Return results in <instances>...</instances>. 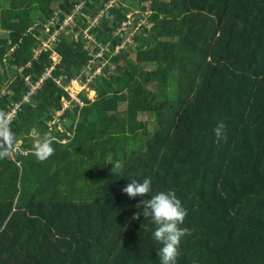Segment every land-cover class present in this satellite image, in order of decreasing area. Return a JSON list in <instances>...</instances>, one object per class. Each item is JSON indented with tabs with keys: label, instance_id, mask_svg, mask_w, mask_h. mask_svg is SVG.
<instances>
[{
	"label": "trees",
	"instance_id": "16d2710c",
	"mask_svg": "<svg viewBox=\"0 0 264 264\" xmlns=\"http://www.w3.org/2000/svg\"><path fill=\"white\" fill-rule=\"evenodd\" d=\"M80 1L115 69L90 84L95 101L80 94L84 106L64 111L60 132L48 123L70 97L57 81L75 80L98 50L62 34L35 57L55 6L62 21L74 0H0V110L20 104L0 160V264H159L156 225L131 219L150 196L121 191L146 177L150 195L173 190L187 210L177 264H264V0ZM147 1L153 25L134 37L136 59L111 57L115 31ZM33 127L55 137L43 163Z\"/></svg>",
	"mask_w": 264,
	"mask_h": 264
},
{
	"label": "clouds",
	"instance_id": "9594fccd",
	"mask_svg": "<svg viewBox=\"0 0 264 264\" xmlns=\"http://www.w3.org/2000/svg\"><path fill=\"white\" fill-rule=\"evenodd\" d=\"M225 127L223 122H219L213 129L216 143L226 140ZM30 135L33 138L32 155L36 157L38 162L43 163L55 152L52 147L55 137L51 131L42 135L35 127L31 129ZM15 143L16 134L12 129V120L7 112L0 110V160L8 158L12 154ZM112 166V171L115 173L117 170H121L124 165L122 161L118 160ZM121 191L127 194L129 198L150 196L149 199H141L135 205L136 208L142 209V212L134 213L131 219L138 220L141 215L150 219L156 225L152 239L160 245L158 251L159 264H177L181 239L185 235H190V231L180 227L187 216V210L182 206L175 191L168 190L150 195L152 180L148 177L144 178L142 182L132 178L130 183Z\"/></svg>",
	"mask_w": 264,
	"mask_h": 264
},
{
	"label": "rangeland",
	"instance_id": "374dc122",
	"mask_svg": "<svg viewBox=\"0 0 264 264\" xmlns=\"http://www.w3.org/2000/svg\"><path fill=\"white\" fill-rule=\"evenodd\" d=\"M79 0H74V4H75V10L74 12L69 15L66 14V17L64 19V21H62V24L59 28L55 29L53 32H51V27L54 26L55 20L56 22H59L60 24V20L53 18L50 23H47L44 25V31L42 33L41 36H46V39H43L41 44H47L48 46L51 45V42L56 41L58 39V37L62 34H65L67 36L72 35L73 36V40L77 39L79 37V35H81V31L77 32L75 31L76 28L78 26H80V28L82 29V34L84 36H86L87 38L83 37L84 40L90 42V49L93 50L95 48V37L94 35L90 32L91 28L97 27L98 24V17H95L93 20H89L84 22L83 18L86 17V14L83 15H79L78 13L81 12L82 9V5L84 4L85 1H80ZM168 1V0H166ZM114 2H117V0H113L109 3L108 6L112 5ZM145 6H147V10L146 12H142L139 8L137 7H133L132 11L128 14V22H127V26L124 27L123 29H125V31H123L122 29H117L115 31V35L116 36L118 33L123 32V38H124V42H122V44H120L114 51V53L120 54L121 52H124L123 50H125L126 53L129 54V57L127 58V62L129 61H133L136 59V52H137V42L135 41V36L138 34L143 33V27H147L150 28L152 27L153 23L150 22L149 20V16L151 15V10H150V6H151V1H147L144 2ZM59 5L55 6V14H58V12H60L58 10ZM97 19V20H95ZM80 21L81 24H89L92 27H89V31H88V26L85 27H81L80 23H78ZM38 24V23H37ZM34 25L32 27V29L36 28L38 25ZM31 29V30H32ZM121 36V35H120ZM37 53V51H36ZM113 53V54H114ZM112 54V55H113ZM53 57L55 58L54 60H56L57 62L60 61V57L57 54H53ZM126 62V66H128L129 68L132 67V65L130 63ZM106 62H104L105 64ZM108 66V67H107ZM105 68H110V72L108 74H111L114 69H115V65L112 64V62L109 63V65L107 64L105 67H96L95 69L92 68H85L82 70L81 74L76 78V82L79 83V86L75 89L72 88V84L71 81L67 82L66 79H61L58 81V84L68 93L70 99L71 100V106H75V105H79V102H81L79 95L80 94H85L86 97L91 100V101H95L96 99V92L92 90V88L90 87V84H94V81L100 77L103 76L104 72L103 70ZM155 68V67H154ZM153 67L150 69H154ZM105 75L107 76V74L105 73ZM71 96L73 97V99L71 98ZM67 100L66 98H62ZM83 103V102H82ZM80 103V107L84 106V103L82 104ZM66 105H68V102H65ZM120 108V110H124L125 109V105H121L118 106V109ZM61 115V114H60ZM60 115H58V117L56 118V120H54L53 122H51L50 124L48 123V125L54 130H59L60 132H63L64 130V124H62V122L60 121ZM55 116H57V114H55ZM145 116H142L141 119L145 120ZM56 123V124H54ZM54 124V125H53ZM56 126V127H55ZM64 142V141H63ZM18 145H16V149H18Z\"/></svg>",
	"mask_w": 264,
	"mask_h": 264
},
{
	"label": "built area",
	"instance_id": "2783aa9c",
	"mask_svg": "<svg viewBox=\"0 0 264 264\" xmlns=\"http://www.w3.org/2000/svg\"><path fill=\"white\" fill-rule=\"evenodd\" d=\"M83 6V5H82ZM74 10H75V8H74ZM74 10H73V12H74ZM72 12V13H73ZM71 13V14H72ZM71 14H69V15H71ZM79 15L81 14V15H83V16H85L84 15V13L82 12V9H81V12H79L78 13ZM56 16H55V19H58V17H57V15L58 14H55ZM66 17V16H65ZM85 18H87V21H89V20H93V19H91L90 17H87V15H86V17ZM65 19V18H64ZM64 19L62 20V21H64ZM52 20V19H51ZM50 20V21H51ZM59 20V19H58ZM95 20H97V19H95ZM50 21L48 22V23H50ZM62 21L60 22V24H59V22H56V20H55V23H54V26H53V31L55 30V29H57V28H59L60 26H61V24H62ZM128 22V21H127ZM127 22H124L118 29H122L123 31H125V29H123L124 27H126L127 26ZM89 27H92V26H90V23L88 24V31H89ZM128 27L129 26H127V29H128ZM52 28V27H51ZM78 28V27H77ZM95 28V27H94ZM129 30V29H128ZM76 31V30H75ZM81 31V35H79V37L80 36H83V37H85V38H87L86 36H84L83 34H82V29L80 30ZM78 32V31H77ZM119 35H121V37L123 38L124 36H123V32H120V33H118ZM117 34V35H118ZM61 36V35H60ZM59 36V37H60ZM69 36H71V39H72V41H75V42H77L78 40H79V37L77 38V39H75V40H73V36L72 35H69ZM88 39V38H87ZM47 40V39H46ZM95 41V40H94ZM54 42H56V41H53V42H51V45L50 46H48L47 44H40V46H39V48L37 49V53H36V55H35V57H37L41 52H46V51H48V49H51L52 48V44L54 43ZM123 42H124V38H123ZM118 47V46H117ZM116 47V48H117ZM93 50H98L97 52H95V54H93L92 56V58L88 61V64H87V66L85 67V68H87V67H89V68H92V69H95L97 66L98 67H105L107 64L109 65V62H110V60H109V58H105V54L107 53V52H109L110 51V49H109V45H107V46H104V45H101V43H98V42H95V48L93 49ZM115 51V50H114ZM114 52H112V54H113ZM53 54H57V53H55V52H52V54H51V58L53 59V61H54V64H57L58 62L56 61V60H54L55 58L53 57ZM111 54V57H113L114 55H115V53L112 55ZM58 55V54H57ZM104 62H106L105 64H104ZM108 67V66H107ZM84 68V69H85ZM53 70V67L52 68H50V69H48V70H46V72H45V74L43 75V77H42V79H41V81H40V83L43 81V80H45V79H47L48 77H50V74H51V71ZM76 80V79H75ZM75 80H71V83H74L75 82ZM40 83H37L35 86H32V89H31V91L28 93V96H30L31 94H33L34 93V91L39 87V85H40ZM57 83H58V81H57ZM28 97H26L25 98V100L27 99ZM71 98L73 99V97L71 96ZM65 102H68V105H66L65 104ZM71 100H65V99H62L61 100V105H62V107H61V110L60 111H57V112H55V114H57V116H55L54 115V118H53V120L52 121H50L49 122V124L51 123V122H53L54 120H56V118L58 117V115H62L63 113H64V111L65 110H67L69 107H71ZM80 103H82V101L81 102H79V105H80ZM83 104V103H82ZM20 104H15L14 106H13V108L8 112V114H9V117H10V119L11 120H13L14 119V117H15V115H16V113H17V111L19 110V106ZM78 105V106H79ZM82 107V106H81ZM60 115V116H61ZM59 116V117H60ZM54 124H56V123H54ZM53 124V125H54ZM49 126V125H48ZM50 127V126H49ZM51 128V127H50ZM52 129V128H51Z\"/></svg>",
	"mask_w": 264,
	"mask_h": 264
},
{
	"label": "bare ground",
	"instance_id": "6f19581e",
	"mask_svg": "<svg viewBox=\"0 0 264 264\" xmlns=\"http://www.w3.org/2000/svg\"><path fill=\"white\" fill-rule=\"evenodd\" d=\"M71 86L76 89L79 86V83L75 81Z\"/></svg>",
	"mask_w": 264,
	"mask_h": 264
}]
</instances>
